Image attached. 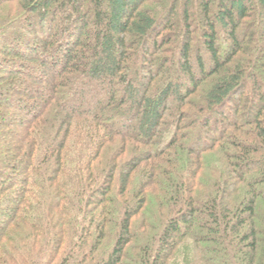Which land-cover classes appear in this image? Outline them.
Here are the masks:
<instances>
[{
	"label": "trees",
	"instance_id": "1",
	"mask_svg": "<svg viewBox=\"0 0 264 264\" xmlns=\"http://www.w3.org/2000/svg\"><path fill=\"white\" fill-rule=\"evenodd\" d=\"M12 2L0 264H264V0Z\"/></svg>",
	"mask_w": 264,
	"mask_h": 264
},
{
	"label": "rangeland",
	"instance_id": "2",
	"mask_svg": "<svg viewBox=\"0 0 264 264\" xmlns=\"http://www.w3.org/2000/svg\"><path fill=\"white\" fill-rule=\"evenodd\" d=\"M16 7H17V2H12L11 4H8V6L3 7L1 10L2 12L0 13V17L3 18L6 16H9V18H13V17L16 18L15 16L18 15V13H19L18 8H16ZM192 8L194 10V8H195L194 4L192 5ZM254 22H255V19H254ZM263 79H264V75H263ZM179 250H180V253L177 256V262H178V264H181L183 261V255L182 254L184 253V249L180 248Z\"/></svg>",
	"mask_w": 264,
	"mask_h": 264
}]
</instances>
